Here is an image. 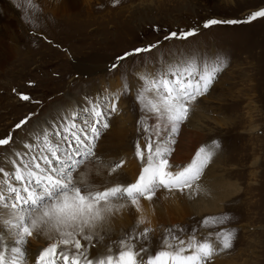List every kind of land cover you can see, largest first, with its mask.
Listing matches in <instances>:
<instances>
[{"label":"rangeland","instance_id":"1","mask_svg":"<svg viewBox=\"0 0 264 264\" xmlns=\"http://www.w3.org/2000/svg\"><path fill=\"white\" fill-rule=\"evenodd\" d=\"M8 1L11 5L7 10L0 6V13L14 21L11 29L18 38H14L13 48L18 50L11 61L0 66V139L13 138L9 145L0 146V167L11 170L6 157L24 151L30 142L34 148L43 147L40 141L44 134L62 143L53 133L64 128L66 115L79 113L74 117L79 128L91 100L120 90L127 83L130 92L121 96L118 111L108 118L110 126L101 130L96 156L85 162L75 178L97 184L94 177L100 174V186L132 182L142 166L134 155V145L138 139L144 142L135 99L139 76L189 54L222 57L225 67L209 92L192 105L188 120L174 136L170 159L177 167L186 165L199 147L211 148L217 141L220 147L197 183L215 177L231 181L237 189L216 212L202 209L204 197L198 190L189 196L187 192L181 194L184 201L177 211L164 207L169 215L164 220L156 219L155 209L151 214L137 212L131 206L114 210L97 228L92 253L106 254L114 242L137 228L138 219L143 217L145 223L137 231L145 227L154 230L150 233L153 248L166 229H173L177 235H181L177 230L183 229L184 238L195 228L203 238L221 227L230 228L236 230L233 248L216 255L211 264H264V18L203 27L211 18L246 21L250 13L264 8V0H119L115 6L114 0H89L94 16L104 18L86 21L50 14L47 11L53 7L39 4L40 0H33L39 10L29 8L26 0ZM191 28L197 33L187 40L163 41L170 31ZM158 40L161 45L150 53L117 59ZM113 64L118 67L113 68ZM21 93L30 100H22ZM26 117L27 124L17 129L16 124ZM113 128L122 129L123 134L116 137L114 147L111 143L105 149L102 145L114 133ZM120 160L135 162L132 178L123 167L109 174ZM92 168H101L105 174L93 173ZM224 213L230 217L225 225L201 227L204 217ZM34 238L28 245L31 240L35 242Z\"/></svg>","mask_w":264,"mask_h":264},{"label":"snow or ice","instance_id":"2","mask_svg":"<svg viewBox=\"0 0 264 264\" xmlns=\"http://www.w3.org/2000/svg\"><path fill=\"white\" fill-rule=\"evenodd\" d=\"M118 3L119 0H114L113 6ZM26 4L39 10L33 0H26ZM257 18H264V8L250 13L246 21L211 18L203 27L251 22ZM196 33V28L170 31L163 41L187 40ZM161 43L158 40L135 48L117 59L123 61L132 55L150 53ZM225 65L226 61L219 56L189 54L139 76L135 99L141 112L138 125L144 142L138 139L134 145V155L142 166L132 182L100 186L83 177L75 178L85 162L96 156L101 130L110 126L108 118L118 111L121 96L130 92L127 83L120 90L91 100L79 128L74 118L79 113L66 115L64 128L53 133L60 136L62 143L44 134L40 141L43 147L34 148L30 142L24 151L6 157L11 170L0 167V264H211L216 255L232 249L236 230L223 227L203 238L195 228L184 238L183 229L177 230L181 235L166 229L158 246L153 248L150 233L154 230L145 227L137 231L145 223L141 217L137 228L114 242L106 254L92 255L96 230L114 210L131 206L140 212L141 201L154 203L161 190L183 194L199 188L197 182L220 147L219 142L213 141L211 148L199 147L190 162L180 167L171 162L172 145L181 125L188 120L192 105L209 92ZM20 98L30 100L23 93ZM28 119L15 127L25 126ZM12 140V136L0 139V146H7ZM124 164V160L115 163L109 174L116 173ZM229 219L227 213L206 216L201 227L216 228ZM41 232L50 242L38 251L33 262L27 245L34 234Z\"/></svg>","mask_w":264,"mask_h":264},{"label":"bare ground","instance_id":"3","mask_svg":"<svg viewBox=\"0 0 264 264\" xmlns=\"http://www.w3.org/2000/svg\"><path fill=\"white\" fill-rule=\"evenodd\" d=\"M13 1L15 2V0H13ZM13 1H12V3H14ZM83 1H84V3H80L79 0H40L38 2H39V4H41L43 6H46V5L50 6L51 5L53 7V9L50 11H47V12H49L50 14H53V15L58 14L57 16H59V15L60 16H69L71 19L72 18H78V19H83L85 21L91 20V18H93L94 20L99 19V18H104L103 15L94 16L95 14H93L91 12V9H89L90 1L89 0H83ZM9 2L10 1H8V0H0V6H3L4 9L7 10L8 5H11ZM82 8L86 9L85 12L81 11ZM0 22L3 23L2 25H0V66H2V64H4V63L6 64L7 62L11 61V59L14 56H16L18 49L16 47L13 48L14 47L13 41H14V38L16 39V37L18 38V36L16 33H14L15 32L14 30H13L14 32L12 33L11 27L14 24V21H12V17L9 18L6 16L5 13L4 14L0 13ZM88 92H85L84 95H87ZM89 93H91V92H89ZM189 130H191V129H189ZM113 132L114 133L111 132L110 137L107 138L104 142V145H102L105 149H109L111 143H112V147H114V141H115L116 137L121 138V135L123 134L122 129H118V128H113ZM190 134H191V132H190ZM126 150H128V149H125L123 152H125ZM7 158H9V156ZM126 161L127 162H125L123 169L127 170L129 172V177L132 178L134 175V172H135V162L134 161H128V160H126ZM85 170H87V169H85ZM103 171L104 170L101 168H97L94 170H93V168L91 169V172H93V173L102 172L105 174V172H103ZM84 172L85 171H83V174H84ZM100 176H101L100 174H97L94 177V180L96 181L97 184L100 182V180H99ZM76 179L78 180V178H76ZM101 183L103 185L105 184V182H101ZM198 185H199V188L194 189V190H198L199 193L203 194L204 200L201 199V201H203V203H201L202 209L207 210V211L208 210L214 211V212H216V210L220 208V205L223 202V200H225V198H228L229 196H231L232 193L237 189L236 186L231 181H222L221 179L216 180L215 177L211 180L210 179L206 180V182H202L200 184L198 183ZM190 193H193V192H190ZM190 193L187 192L185 194H187V196H189ZM165 195H169L171 198H167ZM183 199H184V197L180 193L169 194L168 192L161 190L158 193V198L155 200L154 203L148 204L147 203L148 201H145V202L141 201L142 212L148 211L150 213V211L152 209H155L156 219L164 220L168 215V210H164L165 209L164 207H167V208L171 207V208H174V211H177L176 209L179 208L178 207L179 203L181 204V202L184 201ZM151 204L153 205L152 206L153 208L150 209L149 207L151 206ZM187 210H189V209H187ZM202 213H204V212H202ZM141 216H142V214H141ZM176 216L179 217V214ZM108 217H107V219H108ZM150 217L152 220L153 215H150ZM151 223L153 224L154 222L152 221ZM34 237H35L34 238L35 242H34V240H31V243L27 247L29 257H30L31 261H33V262H34L35 256L38 254V251L40 249H42L43 247H46L48 245V243L50 242L48 239V236H46L43 232L34 234ZM36 242H38L40 244H37ZM9 244H12V241H9ZM92 252H93V250H92ZM92 255L96 256L95 253L94 254L92 253Z\"/></svg>","mask_w":264,"mask_h":264}]
</instances>
